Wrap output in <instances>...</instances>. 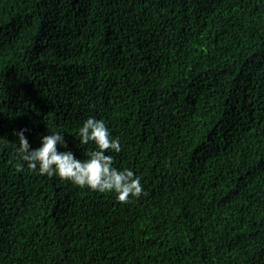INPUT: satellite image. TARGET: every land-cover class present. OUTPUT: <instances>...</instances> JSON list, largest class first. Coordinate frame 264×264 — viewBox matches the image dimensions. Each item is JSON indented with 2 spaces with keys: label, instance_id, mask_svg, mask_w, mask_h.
Listing matches in <instances>:
<instances>
[{
  "label": "trees",
  "instance_id": "trees-1",
  "mask_svg": "<svg viewBox=\"0 0 264 264\" xmlns=\"http://www.w3.org/2000/svg\"><path fill=\"white\" fill-rule=\"evenodd\" d=\"M90 115L139 197L17 152ZM0 264H264V0H0Z\"/></svg>",
  "mask_w": 264,
  "mask_h": 264
},
{
  "label": "clouds",
  "instance_id": "clouds-1",
  "mask_svg": "<svg viewBox=\"0 0 264 264\" xmlns=\"http://www.w3.org/2000/svg\"><path fill=\"white\" fill-rule=\"evenodd\" d=\"M26 128L15 130L20 144L17 152L30 169L48 176L58 175L73 183L100 192H114L117 199L128 200L144 192L141 175L132 168H118L113 152L121 150L120 138L114 135L103 118L88 116L79 126L78 145L93 141L96 147L85 158L77 156L68 147L65 132L51 130L41 136L39 146L33 147L26 136Z\"/></svg>",
  "mask_w": 264,
  "mask_h": 264
}]
</instances>
